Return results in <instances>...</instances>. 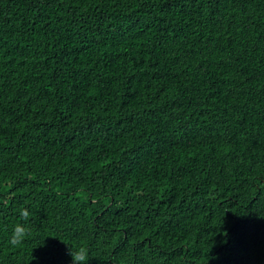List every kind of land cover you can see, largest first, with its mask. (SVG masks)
<instances>
[{"label": "trees", "instance_id": "trees-1", "mask_svg": "<svg viewBox=\"0 0 264 264\" xmlns=\"http://www.w3.org/2000/svg\"><path fill=\"white\" fill-rule=\"evenodd\" d=\"M68 244L264 264V0H0V264Z\"/></svg>", "mask_w": 264, "mask_h": 264}, {"label": "clouds", "instance_id": "clouds-1", "mask_svg": "<svg viewBox=\"0 0 264 264\" xmlns=\"http://www.w3.org/2000/svg\"><path fill=\"white\" fill-rule=\"evenodd\" d=\"M18 214L21 220L24 222L30 219V212L26 208L20 209ZM24 222L17 223L13 226L8 239V245L10 247L20 246L30 236V228ZM42 244L43 242L41 243V245ZM68 255L71 257V264H87V261L89 259L88 250L84 246H80L74 249L69 245Z\"/></svg>", "mask_w": 264, "mask_h": 264}]
</instances>
